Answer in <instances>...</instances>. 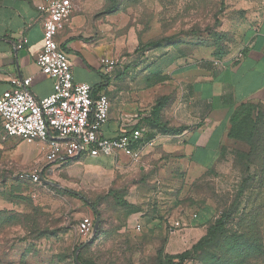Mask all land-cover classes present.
Returning a JSON list of instances; mask_svg holds the SVG:
<instances>
[{
  "label": "rangeland",
  "instance_id": "rangeland-1",
  "mask_svg": "<svg viewBox=\"0 0 264 264\" xmlns=\"http://www.w3.org/2000/svg\"><path fill=\"white\" fill-rule=\"evenodd\" d=\"M71 2L66 32L99 51L110 67L105 80L124 97L127 91L142 95L152 86L151 75L163 74L176 60L217 59L220 52L223 60L242 43L244 15L226 0ZM43 158L36 145L7 137L0 122V209H29L24 215L33 223L17 216L0 230V264H75L82 245L81 264H160L190 249L202 237L198 228L229 209L224 232L186 264H264V174L234 149L227 164L193 182L186 180L182 162L155 147L139 163L122 156L57 161L39 184L18 178L44 167ZM42 209H73L78 215L51 229L55 217ZM95 211L98 232L80 236L79 221L95 220ZM204 212L207 220L200 225L192 216Z\"/></svg>",
  "mask_w": 264,
  "mask_h": 264
},
{
  "label": "crops",
  "instance_id": "crops-1",
  "mask_svg": "<svg viewBox=\"0 0 264 264\" xmlns=\"http://www.w3.org/2000/svg\"><path fill=\"white\" fill-rule=\"evenodd\" d=\"M40 1L0 0V94L14 87V80L25 78L31 79L29 90L36 98L47 97L53 91L52 81L40 72L36 63L44 43V18L36 8ZM226 3L244 15V21L239 23L242 43L236 53L225 57L221 67H214V59L205 57L176 60L173 67L162 74L168 75L169 80L150 86L140 96L127 91L124 97L113 83L105 80L99 51L71 37L66 32L68 23L57 35V41L68 53L75 82L88 83L95 90L104 89L108 93L116 91L114 97L109 95L111 108L103 135L117 136L127 127L126 117L138 116L139 126L148 130V137L158 135L154 146L157 151L183 163L188 182L201 179L221 163L227 164L232 149L247 150L244 144L228 137L231 115L244 103L264 107V0H226ZM23 38L28 42L18 48ZM239 52L243 58L235 60ZM163 97L167 103L160 112V123L179 129L178 133H157L143 119ZM84 158L90 157L81 154L57 161ZM55 162H43L44 173L49 172L48 167H53ZM2 210L30 213L29 209ZM42 210L55 217L51 229L65 226L71 215H78L73 209ZM207 214L204 212L196 221L203 225ZM201 227L198 228L200 237L206 232V228Z\"/></svg>",
  "mask_w": 264,
  "mask_h": 264
},
{
  "label": "built area",
  "instance_id": "built-area-1",
  "mask_svg": "<svg viewBox=\"0 0 264 264\" xmlns=\"http://www.w3.org/2000/svg\"><path fill=\"white\" fill-rule=\"evenodd\" d=\"M43 16L44 43L36 58L40 72L53 83L52 93L36 98L29 90L31 79L14 80V87L0 94V122L4 134L29 145H36L44 153L43 161L53 163L60 158H74L85 154L90 158L126 157L139 163L145 150L156 144L158 135L148 137V130L139 126L138 116L125 118L127 127L113 138L105 137L103 129L108 123L111 102L107 91L95 90L90 84L75 82L68 53L57 41L72 14L71 0H41L36 6ZM28 42L23 38L22 48ZM243 58L241 52L235 60ZM221 67L222 60H213ZM103 72H109L106 60L101 59ZM44 170L36 166L18 174L21 181L39 184ZM193 219L197 215L193 214ZM174 226H180L178 221ZM94 219L83 217L77 232L82 237L93 234ZM141 230V226L137 225Z\"/></svg>",
  "mask_w": 264,
  "mask_h": 264
},
{
  "label": "trees",
  "instance_id": "trees-1",
  "mask_svg": "<svg viewBox=\"0 0 264 264\" xmlns=\"http://www.w3.org/2000/svg\"><path fill=\"white\" fill-rule=\"evenodd\" d=\"M216 56L218 58L215 60H221L224 57L222 52L218 53ZM168 80V75H162L157 72L151 75L150 83L151 85H155ZM107 95L109 96L108 92ZM166 103V98H160L152 110L143 116V119H145V121L152 128H155L157 133L164 135L178 133L179 129H173L160 123L159 115ZM228 137L235 142L244 144L247 147V150H234H236L241 156L245 157L248 165H261V174H264V107L260 104H241L231 115ZM258 158H261L262 162H258ZM120 203L127 205V203L123 201H120ZM232 210L233 209H229L226 212H222L213 224L206 227L205 234L195 244H193L190 249L176 255H167L165 256V260L160 264H186L188 261L196 258L206 247L212 245L224 232ZM8 211L10 210L0 211V230L7 226H11L12 224H10V221H12V218H17V216L22 217V222L26 223V225L28 224L29 226H33L32 221L27 220L26 215L22 213L19 214V212L14 213L15 211L11 213ZM195 214L197 215L196 220H200L201 215L197 213ZM82 246H78L77 249ZM78 259L80 261L79 253Z\"/></svg>",
  "mask_w": 264,
  "mask_h": 264
},
{
  "label": "water",
  "instance_id": "water-1",
  "mask_svg": "<svg viewBox=\"0 0 264 264\" xmlns=\"http://www.w3.org/2000/svg\"><path fill=\"white\" fill-rule=\"evenodd\" d=\"M94 215H95V220H94V227H93V234H96L98 228H99V225H100V215L97 211L94 212ZM82 249V247H80L79 249H77L75 255H74V260H75V263L76 264H81L79 259H78V253L79 251Z\"/></svg>",
  "mask_w": 264,
  "mask_h": 264
}]
</instances>
